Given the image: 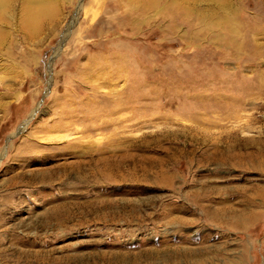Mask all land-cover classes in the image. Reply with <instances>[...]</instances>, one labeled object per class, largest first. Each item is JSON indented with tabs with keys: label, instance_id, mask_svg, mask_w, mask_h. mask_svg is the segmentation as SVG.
Segmentation results:
<instances>
[{
	"label": "rangeland",
	"instance_id": "rangeland-1",
	"mask_svg": "<svg viewBox=\"0 0 264 264\" xmlns=\"http://www.w3.org/2000/svg\"><path fill=\"white\" fill-rule=\"evenodd\" d=\"M18 1L0 264H264V0Z\"/></svg>",
	"mask_w": 264,
	"mask_h": 264
},
{
	"label": "bare ground",
	"instance_id": "bare-ground-1",
	"mask_svg": "<svg viewBox=\"0 0 264 264\" xmlns=\"http://www.w3.org/2000/svg\"><path fill=\"white\" fill-rule=\"evenodd\" d=\"M129 1H133L134 2V9L138 8L139 6L136 3V0H129ZM14 2H19L18 0H0V14H4L6 11H2V10H6L9 8H12V6H14ZM31 2V1H30ZM24 3V1H23ZM40 7V6H39ZM142 8V7H141ZM139 8V10L141 9ZM148 8V6H143V9ZM30 9V8H29ZM41 10V9H40ZM42 11V10H41ZM144 11V10H141ZM22 14L26 15V17L29 19L30 16V11H21ZM227 12V11H226ZM40 15V14H39ZM31 19V17H30ZM0 21H4V19H2V17L0 16ZM25 26V24L23 25ZM230 34V33H229ZM232 34V33H231ZM234 35V34H233Z\"/></svg>",
	"mask_w": 264,
	"mask_h": 264
}]
</instances>
